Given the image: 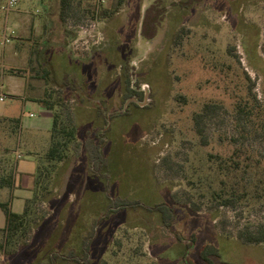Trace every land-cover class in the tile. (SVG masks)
<instances>
[{
  "label": "rangeland",
  "instance_id": "1",
  "mask_svg": "<svg viewBox=\"0 0 264 264\" xmlns=\"http://www.w3.org/2000/svg\"><path fill=\"white\" fill-rule=\"evenodd\" d=\"M77 1L81 16L63 24L56 16L59 0H18L10 12L6 10L9 0H0V40L6 27L15 28L12 42L0 46V97L4 98L0 112L32 124L43 117L47 109L30 99L42 97L46 85L30 79L28 69L33 46L44 42L48 45L45 56L55 70L57 85L53 86L59 88L67 75L84 88L80 94L87 98L84 106L89 109L75 116L80 138L95 130L91 108L102 106L110 126L104 146L110 180L101 186L106 201L136 200L152 211L127 209L106 219L99 227L92 264H207L200 256L206 244L220 250L215 264H264V245H247L237 237L246 225L264 224V202L251 200L237 208L217 209L205 188L207 168L216 166L210 155L227 157L234 150L229 140L235 132L232 120L228 116L212 127L208 146L201 144L193 121L194 114L209 102L221 103L231 112L237 101L249 95L263 100L264 0H199L191 6H182L188 0H163L167 11L153 39L143 37L141 27L145 10L156 0H127L108 18L83 11L111 7L112 0ZM126 69L134 88L138 84L144 92L142 99L134 100L138 106L126 99ZM69 84L71 88L63 87V95L74 110L82 99L72 91V81ZM125 111L128 115H123ZM111 114L117 115L111 119ZM5 131L16 134L10 156L18 160V135L31 131L20 127L11 132L0 123V134ZM50 143L51 138L36 157L43 156ZM166 156L183 166L178 174V168H166ZM81 164L76 161L67 182L72 187L68 196L74 202L75 221L82 203L91 205L95 197L94 179L82 176L87 167ZM33 187L34 180L30 198ZM54 192L60 194L59 185ZM187 192L199 210L192 202H184ZM175 193L181 203L174 200ZM161 202L174 207L171 229L155 211ZM37 207L48 216L55 211L46 203ZM24 208V200H15L14 212L22 213ZM4 225L0 208V228ZM54 234L52 230L48 239Z\"/></svg>",
  "mask_w": 264,
  "mask_h": 264
},
{
  "label": "trees",
  "instance_id": "2",
  "mask_svg": "<svg viewBox=\"0 0 264 264\" xmlns=\"http://www.w3.org/2000/svg\"><path fill=\"white\" fill-rule=\"evenodd\" d=\"M126 1L112 0L111 7L100 9L99 6L98 8L94 6L93 10H85L83 14L88 11L93 17L98 15L102 18L112 17ZM197 1L199 0H188L181 4L191 6ZM80 5V1L77 0H59V13L63 24L69 19L81 16ZM166 11L163 0H156L145 10L141 27L143 37L146 39L156 37ZM47 47L45 42L33 46L28 73L30 79L43 81L46 85L43 96L31 98L30 101L40 103L53 113L51 143L43 156L36 157L33 197L25 200L22 213L14 212L12 209L13 191L16 189L18 176L17 160L11 158L12 165L5 175L0 176V188H8L12 193L8 201L0 202V208L5 214V226L0 228V264L2 258L7 264H92L99 227L106 219L127 209L141 207L152 211L136 200L110 198L106 201L101 186L104 180H110L109 159L104 151L107 144L106 133L110 131L108 116L102 106L92 107L90 111L93 118L90 123L95 130L83 139L79 137L75 116L89 109L87 105L84 106L87 98L80 94L84 88L81 89L75 78L71 80L67 75L63 76L64 84H59V88L53 86L57 85L55 70L45 56ZM126 71V99H132L130 105L138 106L134 100L142 99L144 92L139 89L138 84L134 88L132 76L127 69ZM70 81L72 91H76L77 96H81L82 99V105L74 110L66 104L63 95V87L71 88ZM252 95L237 101L231 112L221 103L209 102L193 116L194 129L203 146L209 145L213 126L224 123L228 116L234 125L235 132L229 138L234 148L232 154L227 157L210 155V158H215L216 166H209L205 174V188L217 209L237 208L240 203L251 200L264 202V97L260 100L257 94ZM57 109L62 111L57 112ZM116 115L111 114V119ZM123 115H128L127 111ZM0 123L9 127L11 132H16L21 127V118H0ZM220 140H224L222 136ZM11 154L12 152L9 156ZM76 161H80L84 168L87 167V171L83 169L84 173L80 171L82 176L86 179L89 176L93 177L95 197L91 205L87 201L82 203V211L79 210L75 221L76 212L72 210L74 202L72 204L68 196L72 187L69 185L70 182H67L72 178V169ZM163 163L170 170L178 168L175 170L177 174L183 168L171 156H166ZM215 183H218L217 187L214 186ZM58 185L59 195L54 192ZM185 195L184 202H192L193 207L199 210V204L191 200L190 194L187 192ZM201 195L206 196L204 193ZM173 198L178 203L182 202L178 193L173 194ZM44 203L55 210L52 215L41 213L37 207ZM89 205L93 206L92 210L88 209ZM154 208L161 214L163 224L171 229L175 219L174 207L168 202H161ZM92 214H95L94 217H91ZM52 230L55 234L48 239ZM177 237L183 241L179 234ZM237 237L247 245H264V224L246 225L238 230ZM187 246L190 248L191 244ZM200 256L207 264H215L217 258H220V250L213 244H206L201 248Z\"/></svg>",
  "mask_w": 264,
  "mask_h": 264
},
{
  "label": "crops",
  "instance_id": "3",
  "mask_svg": "<svg viewBox=\"0 0 264 264\" xmlns=\"http://www.w3.org/2000/svg\"><path fill=\"white\" fill-rule=\"evenodd\" d=\"M49 9L50 8L48 6V3L46 2L45 19H48ZM59 12H60V6L58 4L56 16H58L59 22H62ZM12 29L15 31V28ZM17 117L8 115L7 113H5L4 110L0 112V118H17ZM51 119H52V123H51ZM21 127H22V131L23 129H26L31 132H29L30 134H19L18 140H16L18 147L16 149L18 151L20 150L19 151L20 153H18L17 155V158H19L17 160L18 181L16 182V189L13 191L14 200L12 203V209L15 200L22 199L25 201L26 199L31 197L32 191L30 188V183H32V181L34 180V174L37 167L36 153L39 150H42L43 148L45 149L47 147L48 141L51 137L53 118L48 113V111L44 109L43 117L39 122H37L36 124L26 123L21 118ZM14 137L15 135H12L10 133L7 134V131H5V134H0V176L6 174L9 166L12 163L11 156H9V154L12 152L11 145L12 142L14 141ZM11 194L12 193L11 191H9L8 188L5 187L0 188V198L1 197L10 198ZM5 201L0 200V202H5Z\"/></svg>",
  "mask_w": 264,
  "mask_h": 264
},
{
  "label": "built area",
  "instance_id": "4",
  "mask_svg": "<svg viewBox=\"0 0 264 264\" xmlns=\"http://www.w3.org/2000/svg\"><path fill=\"white\" fill-rule=\"evenodd\" d=\"M18 4V0H9L6 10L10 12L13 7ZM15 34V31L9 27H6L4 30L3 37L0 40V46L4 47L12 42V36ZM0 100L3 101L4 98L0 97Z\"/></svg>",
  "mask_w": 264,
  "mask_h": 264
}]
</instances>
